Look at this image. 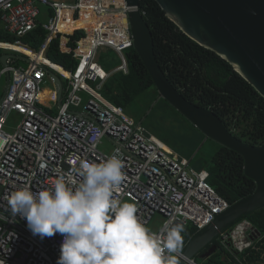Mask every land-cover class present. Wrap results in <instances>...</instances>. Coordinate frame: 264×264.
<instances>
[{"label":"built area","instance_id":"built-area-1","mask_svg":"<svg viewBox=\"0 0 264 264\" xmlns=\"http://www.w3.org/2000/svg\"><path fill=\"white\" fill-rule=\"evenodd\" d=\"M39 5L49 8L47 24L38 21ZM135 9L128 6L127 0H0V26L6 33L20 38L39 26L47 32L38 49L22 41L16 43L33 55L0 46L21 53L28 62L26 68L16 66L14 55L7 58L5 65L0 61V264H56L63 236L57 233L43 240L33 236L25 219L12 217L6 211L5 197L19 187L32 191L50 188L58 175L74 187L80 179L76 174L80 159L99 163L118 152L125 179L114 189V198L134 202L138 218L146 227L156 214L163 215L161 228L150 229L161 239L166 224L184 228L193 225L200 231L230 207L210 184L208 170L195 169L191 160L168 150L162 140L102 93L112 74L129 73L126 54L134 48L129 13ZM137 9L145 16L140 6ZM93 15L100 19L92 27L64 31L67 20L90 19ZM81 30L84 35L73 39ZM56 37L60 38L61 52L77 62L75 70L62 67L69 75L46 62L50 60L47 51ZM101 51H115L120 63L106 70L98 61ZM40 56L44 58L40 60ZM50 70L63 85L60 100L56 88L58 105L50 104V99L42 95V84ZM4 75L7 82L1 94ZM78 92H85L88 97L81 110H73L72 102ZM12 112L20 116L13 132L8 130ZM103 138L115 144L111 154L99 150ZM41 164L45 165L43 169ZM263 238L252 222L243 220L223 232L217 241L238 264H258L240 260L239 254L248 249L260 250L258 244Z\"/></svg>","mask_w":264,"mask_h":264},{"label":"trees","instance_id":"trees-1","mask_svg":"<svg viewBox=\"0 0 264 264\" xmlns=\"http://www.w3.org/2000/svg\"><path fill=\"white\" fill-rule=\"evenodd\" d=\"M140 9L146 12L144 17L153 33L157 60L171 83L192 103L215 112L238 139L251 145L264 146V98L259 92L229 62L184 34L155 0H142ZM90 21L93 24L97 22L90 18L81 20V24L79 21L70 23V28L66 31L70 32L76 26L91 25ZM46 34L45 29L39 26L19 38L6 33L0 26L2 45L22 41L38 49ZM81 35H84L82 30L73 39ZM111 52L118 57L115 51ZM126 56L129 73L120 71L112 74L103 88L104 96L124 109L146 90L156 88L137 51L132 48L127 51ZM47 57L53 62L46 60L48 64L59 68L66 75L69 73L65 69L75 70L77 67V62L69 54L61 52L59 37L52 40ZM43 58L42 56L41 60ZM101 61L109 67L107 60L103 58ZM49 95L47 93L43 97L49 100ZM244 165L245 159L240 153L220 144L213 157L212 167L207 169L210 173V184L230 205L250 196L256 189L255 181L246 176ZM242 220H249L264 234V209L243 217L240 221ZM198 232L193 225L185 228L182 249ZM215 243L218 251L208 258L200 255L195 257L198 264H238L228 249L218 241ZM258 245L260 250L248 249L239 254L240 260L264 264V238Z\"/></svg>","mask_w":264,"mask_h":264},{"label":"water","instance_id":"water-1","mask_svg":"<svg viewBox=\"0 0 264 264\" xmlns=\"http://www.w3.org/2000/svg\"><path fill=\"white\" fill-rule=\"evenodd\" d=\"M142 0H127L136 8L129 13L134 49L137 51L161 97L190 120L207 139L240 153L245 159L244 172L256 183L255 191L231 205L214 221L193 236L177 257L179 264H198L195 257L208 258L218 251V237L243 217L264 209V146L238 139L212 110L189 101L169 80L154 49L152 30L137 7ZM166 16L192 40L214 51L229 62L264 98V0H155ZM11 55L3 54V65ZM56 83L58 99L63 85ZM205 251V252H204Z\"/></svg>","mask_w":264,"mask_h":264},{"label":"clouds","instance_id":"clouds-1","mask_svg":"<svg viewBox=\"0 0 264 264\" xmlns=\"http://www.w3.org/2000/svg\"><path fill=\"white\" fill-rule=\"evenodd\" d=\"M123 168L118 152L99 163L80 159L74 187L58 175L50 188H16L5 197L6 211L41 240L63 236L56 264H179L184 226L166 224L161 239L139 220L134 202L115 199Z\"/></svg>","mask_w":264,"mask_h":264},{"label":"rangeland","instance_id":"rangeland-1","mask_svg":"<svg viewBox=\"0 0 264 264\" xmlns=\"http://www.w3.org/2000/svg\"><path fill=\"white\" fill-rule=\"evenodd\" d=\"M64 1V0H56ZM40 15L38 17L39 23L47 24L50 18V11L48 6L39 5ZM64 28L70 26V22H66ZM81 23V21H79ZM1 39V38H0ZM0 46L12 48L14 50L33 55L32 52L19 45L6 43ZM2 54L14 55L16 58L14 65L21 67H28L27 60L21 53L0 49V56ZM99 62L102 64V59L108 61L109 67L104 64L105 69L115 68L120 59L112 54V52H99ZM53 68L62 72L59 68ZM7 82V76L4 75L1 79V94H3ZM44 93L49 95V103L58 105L56 98V85L48 75L42 84ZM103 93V90H102ZM104 94V93H103ZM88 95L85 92H78L73 99V110H81L82 104L87 99ZM127 116L133 119L136 123H141L149 133L155 135L160 139L161 144L168 150H174L182 157L191 160V165L195 169H210L213 163V157L220 148V144L212 139H207L205 134L199 130L190 120H188L180 111H178L169 101L161 97L157 88H150L136 97V99L125 109ZM20 121V116L12 112L8 120V130L13 132ZM166 143V144H165ZM115 149V144L107 138H103L99 144V150L104 153L111 154ZM165 217L161 214H156L149 223V229L158 231Z\"/></svg>","mask_w":264,"mask_h":264},{"label":"bare ground","instance_id":"bare-ground-1","mask_svg":"<svg viewBox=\"0 0 264 264\" xmlns=\"http://www.w3.org/2000/svg\"><path fill=\"white\" fill-rule=\"evenodd\" d=\"M92 18L96 19L97 22H98L99 19H100V18H99L98 16H96V15H93ZM81 20H88V19H86V18H82V19L77 20V21H81ZM77 21H72V20L70 19V20H67L66 22L74 23V22H77ZM90 22H91V25H87V26H83V25H82V26H76V27H74V29L77 28V27H87V28H90V27H92V26L94 25L92 21H90ZM126 22H127V20H126ZM74 29H73V30H74ZM73 30H72V31H73ZM64 31H66V30H64ZM72 31H70V32H72ZM66 32H68V31H66ZM41 57H42V56H40V60H41Z\"/></svg>","mask_w":264,"mask_h":264},{"label":"crops","instance_id":"crops-1","mask_svg":"<svg viewBox=\"0 0 264 264\" xmlns=\"http://www.w3.org/2000/svg\"><path fill=\"white\" fill-rule=\"evenodd\" d=\"M80 24H81V23H80ZM69 28H70V26H69V27H66V28H64V30H66V29H69ZM112 69H113V68H112ZM112 69H111V70H112Z\"/></svg>","mask_w":264,"mask_h":264}]
</instances>
